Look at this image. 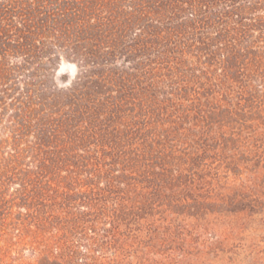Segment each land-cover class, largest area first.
Returning a JSON list of instances; mask_svg holds the SVG:
<instances>
[{
    "label": "rangeland",
    "instance_id": "374dc122",
    "mask_svg": "<svg viewBox=\"0 0 264 264\" xmlns=\"http://www.w3.org/2000/svg\"><path fill=\"white\" fill-rule=\"evenodd\" d=\"M180 1L203 14L166 20L182 26L167 37L177 49L146 77L164 110L145 125L141 106L115 120L140 124L130 143L145 155L103 168L110 188L67 164L68 149L55 153L62 142L35 148L39 130L51 140L57 114L34 111L16 154L15 112L0 107V264H264V0ZM57 68L66 92L82 69L65 58Z\"/></svg>",
    "mask_w": 264,
    "mask_h": 264
},
{
    "label": "trees",
    "instance_id": "16d2710c",
    "mask_svg": "<svg viewBox=\"0 0 264 264\" xmlns=\"http://www.w3.org/2000/svg\"><path fill=\"white\" fill-rule=\"evenodd\" d=\"M167 1L169 16L163 0H0V107L12 106L15 112L13 140L7 143L14 152L23 150L19 144L28 131L29 116L47 111L59 116L58 124L49 131L48 144L42 136L45 130L38 131L35 148L62 142L54 146L55 153L59 147L68 149L75 163L67 160V164L84 169L91 182L116 165L125 168L138 162L145 151L130 141L141 134L140 124L116 125L115 120L141 106L145 125L164 110L158 85L146 77L155 75L157 67L148 68L151 64L160 69L170 66L166 57L170 44L177 49L167 37L170 32L181 34L182 26L168 29L166 20L186 15L195 24L203 14L199 10L189 14L180 0ZM229 13L222 18H229ZM236 46L227 44L232 59L238 58ZM152 54L158 62L149 59ZM138 57L143 61L135 63ZM63 58L78 63L82 72L69 90L59 92L53 73ZM119 59L134 63L126 69ZM62 137L66 141H60ZM105 167L109 172L101 175ZM105 179L110 188L112 178Z\"/></svg>",
    "mask_w": 264,
    "mask_h": 264
}]
</instances>
